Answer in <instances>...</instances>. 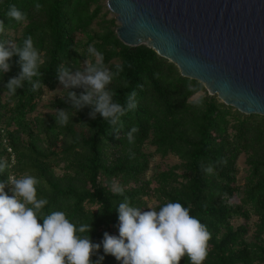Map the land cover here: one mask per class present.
I'll return each instance as SVG.
<instances>
[{
  "label": "trees",
  "instance_id": "trees-1",
  "mask_svg": "<svg viewBox=\"0 0 264 264\" xmlns=\"http://www.w3.org/2000/svg\"><path fill=\"white\" fill-rule=\"evenodd\" d=\"M36 2L42 5L39 11ZM8 4L23 11V21L5 15ZM102 8V0L0 3V40L21 44L30 35L45 59L36 91L26 84L15 95L7 93V80L20 71L18 56L0 78V158L12 165L11 174L40 179L37 195L48 199L46 213L63 210L74 223L91 224L94 242H101L104 232L118 235L116 206L124 197L113 188L119 186L132 205L145 211L146 197H154V205L178 200L189 207L210 233L203 264H264V116L226 105L152 48L125 45L115 33V17L107 18L109 10ZM89 45L108 66H123L112 85L114 99L125 104L128 94L136 92L138 107L121 118L119 132L99 114L91 119L87 106L76 113L64 89L44 104L46 111H38L45 91L60 84L57 69L82 68L91 59ZM58 108L69 111L66 125L55 121ZM133 126L139 130L130 144L125 133ZM155 154L177 157L178 163L165 169L157 165L144 179ZM242 155L245 175L239 184ZM209 165L213 174L204 170ZM10 187L5 188L9 195ZM103 264L120 262L109 254ZM179 264H190L187 255Z\"/></svg>",
  "mask_w": 264,
  "mask_h": 264
},
{
  "label": "clouds",
  "instance_id": "clouds-1",
  "mask_svg": "<svg viewBox=\"0 0 264 264\" xmlns=\"http://www.w3.org/2000/svg\"><path fill=\"white\" fill-rule=\"evenodd\" d=\"M41 7L35 3L37 11ZM5 15L16 22L25 18L15 4H8ZM3 31L4 23L0 21V32ZM87 54L91 59H86L82 68L57 69L66 102L76 113L89 107L91 119L99 114L119 132L123 128L121 118L138 107L136 92L128 94L125 104L114 99L116 90L112 85L121 76L123 66L105 64L103 54L94 45L88 46ZM13 56L19 57L16 63L20 71L7 80V93L15 95L26 84L32 91L38 90L41 81L37 78L43 75L45 59L30 35L21 44L0 40V78L11 70ZM75 88L83 91L77 95L71 90ZM201 101L202 98L196 103ZM54 117L58 124L66 125L69 111L58 108ZM138 130L133 126L125 133L128 143L134 142ZM11 166L0 158V176L7 174L6 179H0V264H103L109 254L120 264H179L185 255L190 264H203L208 255L210 233L206 225L178 200L147 206L145 211L131 204L122 187H114L113 192L124 197L116 206L118 235L104 232L102 241L94 242L91 224L74 223L63 210L46 213L49 201L37 195L40 179L27 173L17 177L9 172ZM204 170L214 172L212 165ZM8 185L11 195L5 191ZM101 248L103 255L99 254Z\"/></svg>",
  "mask_w": 264,
  "mask_h": 264
},
{
  "label": "water",
  "instance_id": "water-1",
  "mask_svg": "<svg viewBox=\"0 0 264 264\" xmlns=\"http://www.w3.org/2000/svg\"><path fill=\"white\" fill-rule=\"evenodd\" d=\"M125 45H146L244 114L264 116V0H106Z\"/></svg>",
  "mask_w": 264,
  "mask_h": 264
},
{
  "label": "rangeland",
  "instance_id": "rangeland-1",
  "mask_svg": "<svg viewBox=\"0 0 264 264\" xmlns=\"http://www.w3.org/2000/svg\"><path fill=\"white\" fill-rule=\"evenodd\" d=\"M102 4H103V8L102 11L105 12L106 10H108L107 6H106V0H102ZM115 17V14L112 13L111 11H109V13L107 14V18H112ZM117 23V21H116ZM118 24V23H117ZM62 85L59 84L56 89H54L53 91H45V93L42 95L40 103H39V108L38 111H46V108L44 107L45 103H48L49 100H51L52 98H54V96L60 95V93L62 92ZM221 101V100H220ZM245 156L242 155L239 158L238 161V169H239V174H238V182L239 184H243V176L245 175ZM178 163V159L177 157L171 156L169 155L168 157L161 159L157 154H155L149 163V168L146 173L145 176L143 177L144 179H148L149 176L151 175V171L157 166V167H161V168H166L169 165H174ZM155 183H151L150 184V188H154ZM146 199L148 200V206H152L154 204H156L157 200L154 197L148 198L146 197ZM236 199V197L234 198V200ZM237 200V199H236ZM264 236V235H263Z\"/></svg>",
  "mask_w": 264,
  "mask_h": 264
},
{
  "label": "built area",
  "instance_id": "built-area-1",
  "mask_svg": "<svg viewBox=\"0 0 264 264\" xmlns=\"http://www.w3.org/2000/svg\"><path fill=\"white\" fill-rule=\"evenodd\" d=\"M10 150V149H9Z\"/></svg>",
  "mask_w": 264,
  "mask_h": 264
}]
</instances>
